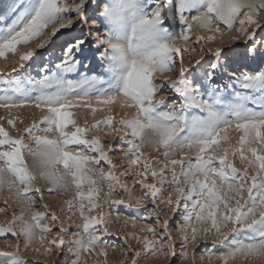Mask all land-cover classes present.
I'll list each match as a JSON object with an SVG mask.
<instances>
[{"label":"snow or ice","instance_id":"obj_1","mask_svg":"<svg viewBox=\"0 0 264 264\" xmlns=\"http://www.w3.org/2000/svg\"><path fill=\"white\" fill-rule=\"evenodd\" d=\"M194 29L212 34L196 37L195 43L209 46H200L193 61L185 54L197 51L187 47ZM62 30L70 33L59 45L58 62L37 64L39 79L30 81L34 98L18 102L16 89L0 90V109L8 113L0 116V194L14 189L4 199L18 201L20 213L0 225V236L22 238L25 253L47 257L56 249L63 264H87L85 254L105 257L94 264H107L111 245L105 237L115 233L104 207L125 205L142 210L144 219L155 217L159 227L123 237L142 250L128 245L123 254L130 260L120 264H141L149 254L188 260V246L210 237L215 251L209 260L235 264L253 257L264 264V0H7L0 4V59L18 56V67L0 79L11 85L14 73L40 60L34 48L21 53L20 45L27 48L44 36L36 48L45 49ZM218 34H230L227 43L237 47L225 48L222 38L217 44ZM29 104L42 116L21 133L16 125L23 121L12 110ZM115 105L124 111L114 113ZM80 108L94 118L97 111L108 114L81 124L73 111ZM192 110L202 115H190ZM230 130L240 133L234 143ZM101 132L122 141L119 175L109 156L116 145L106 148ZM38 177L50 185L49 194H73L60 209L70 213L65 219L49 211ZM137 186L140 196L133 193ZM121 192L127 199H113ZM167 209L180 216L175 235L160 217ZM77 211L81 223L66 242L71 225L65 220ZM0 264H29L19 239L13 250L0 251Z\"/></svg>","mask_w":264,"mask_h":264},{"label":"rangeland","instance_id":"obj_2","mask_svg":"<svg viewBox=\"0 0 264 264\" xmlns=\"http://www.w3.org/2000/svg\"><path fill=\"white\" fill-rule=\"evenodd\" d=\"M6 3H7V0H0V4H6ZM192 14L194 15L195 13L193 12ZM180 31L181 30L179 26H177L175 28V35L179 36ZM69 33H70V30H62V34H58V37L54 38L56 40V44L46 46L45 49L36 48V44L39 43V40L46 39V37L44 36H41L39 40L30 43L27 46V48L23 45H20L19 51L21 53L26 52L29 48H34L37 52V56L40 57V60H37L36 64H32L31 67H29L28 64H26L25 66L26 70L22 69L19 71V73H14L13 74L14 82L11 85L6 84L3 79H0V90L6 87H11V88L16 89V92L14 95L18 102L27 97L34 98L36 93L30 81L34 79H39V76H37V71H38L37 64L41 63L42 61L47 62L48 59H50L53 64L57 63L58 62L57 57L61 55V50H60L59 45L65 39L68 38ZM211 34L212 33H209L205 29H194L190 33L192 39H191V42L187 45V47H189V49L196 48L197 51L196 52L189 51L185 55H190L193 61L196 59H199L200 57V54L198 51L199 47L200 46L208 47L209 45L204 42H201L200 44L195 43L196 37L206 36V35H211ZM221 38L226 42L224 45L225 48H228V47L236 48L237 47L236 44L227 43L230 39V34L224 35L223 37H221L218 34L216 38L217 44L219 43ZM185 66L186 67L190 66L187 59H185ZM13 67H18V56H15L9 53L7 56V59H0V74L10 73ZM93 67L96 69V71H99V68L96 67L95 64L93 65ZM205 67H207V65H205ZM176 73H178V68L174 69V72L172 74L173 79H175ZM68 78L72 80H77V79H80V76L70 75ZM159 79H163V78L161 77ZM219 82L221 84L224 83L223 80ZM165 92L167 93L168 90L165 89ZM168 98L170 100L175 99V97L172 95H169ZM93 104L97 108L101 107L99 105H95L94 101H93ZM73 111H75L78 114V122H80L81 124L83 123L84 119H87L89 124H91L94 122V119H102L105 115L108 114L106 110L97 111L95 118H94L89 109L80 108V109H74ZM113 111L114 113H121L124 110L120 109L118 105H115L113 108ZM12 113L14 116H19L20 120L23 121V123H20L18 120L17 125H16L17 129H19L21 133L23 132V129L25 127L29 126L32 123L33 120H36L37 122H39L42 116L41 111L35 108V106L31 104L26 105L25 107H22V108L13 109ZM130 114H131V111H130ZM189 114L190 115L192 114L202 115V113H200L198 110H192ZM0 116L7 117L8 116L7 111L4 109H0ZM118 118L119 116L117 115V119ZM0 122H3V121H0ZM5 127L9 128V126L6 123H5ZM16 134L17 133H13V135H16ZM229 134L233 138V143L235 142L236 139H238L240 135V133L232 131V130H230ZM91 135L92 134H89V138H91ZM99 135L101 137L102 142L106 141L105 143L106 148L108 144L116 145V152L109 153V156L113 160V162L117 164V168L115 171H116V174L119 175L120 172L124 170L123 168L120 167V162L123 159L122 156L120 155V153L122 152V147H123L122 141L117 137H105L103 135V132L99 133ZM25 142L31 143V141L27 139L25 140ZM32 146L33 148L35 147L34 144ZM143 151H145V153L150 156L158 155V153L151 152L150 149H144ZM154 166H158V165H155L154 163ZM236 166L241 167L238 160L236 161ZM100 167H103L105 171H108V166L105 163L102 162ZM60 171L62 172L63 169L61 168ZM121 179H122V182H124V178L122 177ZM126 182L129 185H131L132 179L129 178ZM36 184L37 186L41 187L42 191H44V202L50 205L49 211H56L60 219H65V217L70 215V213H68L67 211L61 212L60 209L62 207L65 209L67 208V206L64 205L63 201L66 199L72 198L73 194L71 192H67V193L61 192V193L49 194L47 192V188L50 187V185L47 183V181L42 180L39 177L37 178ZM103 187L106 190V185H103ZM167 190L168 189H165V191ZM13 193H14V189L12 190V192L5 190L2 194H0V225L5 224L6 221L10 220L13 212H15L16 215L20 214L18 201L8 200L7 204L5 203L4 198L7 196H11ZM133 193L136 196H140L142 194L139 186L133 189ZM103 196H104V193L102 192L101 201H100L101 203L103 202ZM118 198L127 199V193L121 192L120 197H113V199H118ZM146 206L149 208L152 207L151 205H146ZM36 210H43V209L37 207ZM104 211L112 213V215L109 217V219L112 221V223L109 224V229L110 231L115 233V235L113 236L105 237L108 244L111 245L107 249V257H106L107 264H120L121 261L130 260V255L125 256L123 254L128 245H131L133 248H139L142 250V245H137V243L133 240H129L126 244L123 237L129 235L130 233L137 232V229L141 227H145L149 225H151L152 227H159L157 221L155 220V217H152L151 219H144L143 217L145 216V213L142 210L137 213V212L128 210L125 205H120L117 208H112V209L108 207H104ZM93 214L95 215L96 213H93ZM160 217H161V220H164V219L169 220V223L172 226L171 231L173 232V235H175L176 224L180 220V216L179 215L173 216L172 209H167L166 213L165 212L160 213ZM73 221L75 223H73ZM125 221H127V223H125ZM133 221H135L136 223V228L131 227ZM79 223H81V220H80L78 211L76 212V215L72 217V220H65V226L71 225L70 234L68 237L65 238L66 242L72 238L71 232L75 230V225ZM18 239L20 240V243H21V253L23 255V258L26 261H28L29 264H49L50 261H55V260H60L61 264H63V256H61L56 249H53V251L56 252V255L47 256V257L42 254L35 253L33 251H28L25 253L23 250V246H22L23 244L22 238L14 237L11 234L0 236V251L13 250L15 248V245ZM49 239H51V237H49ZM165 243L167 242L165 241ZM176 243H177V249H176L177 257H179L180 251H181L179 248L180 241L177 240ZM9 245H11L12 248H9ZM34 247H39V244L37 243L36 245H34ZM187 250L189 252V257H190V259L188 260H183V261H181L180 259L173 260V258H165L160 255L151 256L149 254L146 256H142L140 258L141 264H221V262L217 261L215 258L211 260L208 259V253L215 251L212 248V238L211 237L207 240H203V239L198 240V243L196 246H193L190 244ZM193 250H195L194 260L192 259ZM201 255H204L205 257L204 260L199 259ZM83 259L87 261V264H94V261H96L97 259L102 262L105 259V257L97 258L95 255L85 254ZM235 264H261V261H258L253 257H249L247 259L240 257L235 261Z\"/></svg>","mask_w":264,"mask_h":264},{"label":"bare ground","instance_id":"obj_3","mask_svg":"<svg viewBox=\"0 0 264 264\" xmlns=\"http://www.w3.org/2000/svg\"><path fill=\"white\" fill-rule=\"evenodd\" d=\"M91 73H89V75H90Z\"/></svg>","mask_w":264,"mask_h":264}]
</instances>
